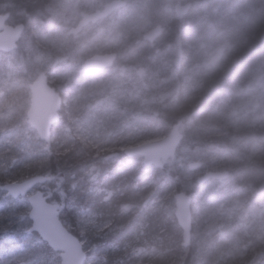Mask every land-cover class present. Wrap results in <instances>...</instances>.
Returning a JSON list of instances; mask_svg holds the SVG:
<instances>
[{
  "label": "trees",
  "instance_id": "trees-1",
  "mask_svg": "<svg viewBox=\"0 0 264 264\" xmlns=\"http://www.w3.org/2000/svg\"><path fill=\"white\" fill-rule=\"evenodd\" d=\"M107 1L0 0L12 23L25 24L17 47L0 51V264L10 247L3 220L30 207L25 195L9 196L2 186L34 176L43 177L37 186L60 204L59 217L80 238L82 212L110 207L112 230L94 246L84 242L85 264H132L131 250L112 263L103 259L141 222L145 200L158 205L154 221L168 235L136 264H264V0H198L181 12L177 0H130L70 33L83 10ZM158 23L164 30L150 42L145 33ZM106 36L122 41L106 47ZM109 50L122 61L98 71L112 76L107 107L82 102L68 112L63 104L47 149L28 122L30 84L45 75L69 99L75 79L94 72L81 69L84 59ZM98 120L103 135L88 140L85 130ZM178 122L184 137L163 167L124 153L122 145L162 138ZM60 133L66 147L57 146ZM195 160L202 170L230 175L200 184L189 169ZM179 191L193 198L189 246L175 213ZM38 247L28 255L51 250L46 241Z\"/></svg>",
  "mask_w": 264,
  "mask_h": 264
},
{
  "label": "water",
  "instance_id": "water-1",
  "mask_svg": "<svg viewBox=\"0 0 264 264\" xmlns=\"http://www.w3.org/2000/svg\"><path fill=\"white\" fill-rule=\"evenodd\" d=\"M130 0H109L101 8L83 11L78 23L71 28L72 34L79 33L83 27L90 23L107 18L115 11L126 6ZM186 6L181 0L177 2L176 10L180 12ZM23 22H9V14L0 11V51L10 52L16 48L24 31ZM164 30V25L158 23L145 33V38L154 42ZM118 53L116 51L98 52L87 57L82 63L84 71L104 70L113 66ZM31 104L27 116L29 124L35 128L40 137L46 142V148L52 146V126L58 122L62 108V96L57 89L42 75L30 84ZM184 137L181 123L171 126L169 133L161 139L146 141L125 148L128 156L141 155L145 166L156 165L163 167L165 161L174 157ZM202 166L201 161H191L189 169L198 171ZM230 171L207 169L198 175L200 184H205L211 179H225ZM43 177H28L21 181H10L2 186L7 195L17 197L29 194V217L31 219L30 231H36L54 249L60 251L61 264H84L87 252L81 239L70 231L59 217L60 204L49 200V196L41 188L34 191L37 182ZM176 217L183 230L184 245L192 242L193 214L191 195L179 191L174 194Z\"/></svg>",
  "mask_w": 264,
  "mask_h": 264
},
{
  "label": "rangeland",
  "instance_id": "rangeland-1",
  "mask_svg": "<svg viewBox=\"0 0 264 264\" xmlns=\"http://www.w3.org/2000/svg\"><path fill=\"white\" fill-rule=\"evenodd\" d=\"M86 1L87 0H83V2ZM195 1L198 0H182L183 4L186 5L188 8L191 5V3ZM121 41L122 39H118L116 37L111 38L110 36L109 37L106 36L105 39V42L107 43L106 47L115 48V46H117V44H120ZM121 61L122 58H120L117 63ZM211 61L214 62V60ZM117 63H115L116 65L113 68H116ZM211 69H212V65L207 64V68H205L204 70H207L208 72ZM45 77L47 78V76ZM111 77L112 76L110 75V72L107 71L101 73L88 72V73L80 74V76H78V78L75 79L76 86L78 87L76 92L73 95H71L69 99L68 98L64 99L62 97V108H63V104H65L67 107L66 111L73 112L71 106L73 107L75 106L79 108L82 102H89L94 106L104 105V107H107L106 102L110 98L108 89L111 86L110 85L111 81H109ZM62 108L60 110V115ZM93 119L96 120L95 118ZM100 120L103 121V117H100ZM103 122L98 120L94 125V127H91L90 125V127L87 128V130H85V133L88 136V140H94L103 135L102 133L105 130V128L104 129L101 128V125L104 124ZM98 130L100 131L98 132ZM56 137H57V146L59 148L66 147L69 144V140L66 137H64L63 133H60ZM53 138H55V136H53ZM146 141H150V140H146ZM45 146H46V142H45ZM126 146H128V144L122 145V149H124ZM167 163H169V160L167 161ZM198 173L199 172H197V175ZM38 188H41L43 190L45 189V187L43 188L42 184L41 185L39 184L32 191ZM28 197L29 194H26L23 198L28 199ZM201 203L202 205L200 203L198 205L196 204V208H198V210H200L201 206H203V202ZM142 205H144L147 213H145L142 216L141 222L137 223L136 229L132 232V234L129 237L124 238L125 240H122L121 242L111 246L110 254H109L110 256L107 257V259L105 258L103 260H108L110 261V263H112L115 260V258L119 257L120 255L126 254L128 250L133 251V255L135 257L132 264H136L140 261L139 255L142 256L146 255V257L148 258L154 256V253L148 248L155 243H161L166 237V235H168V233L164 232L162 227H160L154 221V216L157 212L158 205H156V203L154 204L152 200H145L142 203ZM109 208L110 207L107 206L102 208H89L82 212L80 219L76 224V227L78 229V232L83 234L82 238L78 236L83 242V244L86 240H88L89 245L94 246L97 241L102 240L111 232L112 219L109 217V213H110ZM24 209L25 207L21 209L22 213L15 212L12 214V216L10 215L8 218L6 217L3 220L4 223L1 225V228L4 231V233L7 235L10 244V247L8 248V252L5 256L6 258L5 264H61L62 262L61 253L60 251L54 250L53 248H51V250L43 251L41 253H37V251H32L33 255L31 256L28 255L30 252L28 251L29 248L36 247V249L39 250L40 247H38V245L42 244V242L44 241L42 238L30 236V232H31L29 230V228L31 227V219L29 217L30 207L28 208V213L24 212ZM204 212L205 209L201 212V215ZM20 233H23V235ZM201 234H203V229H201Z\"/></svg>",
  "mask_w": 264,
  "mask_h": 264
},
{
  "label": "flooded vegetation",
  "instance_id": "flooded-vegetation-1",
  "mask_svg": "<svg viewBox=\"0 0 264 264\" xmlns=\"http://www.w3.org/2000/svg\"><path fill=\"white\" fill-rule=\"evenodd\" d=\"M109 51H112V50H109ZM103 52H108V51H103ZM117 52V51H116ZM118 53V52H117ZM94 72H98V71H103V70H93Z\"/></svg>",
  "mask_w": 264,
  "mask_h": 264
},
{
  "label": "bare ground",
  "instance_id": "bare-ground-1",
  "mask_svg": "<svg viewBox=\"0 0 264 264\" xmlns=\"http://www.w3.org/2000/svg\"><path fill=\"white\" fill-rule=\"evenodd\" d=\"M110 67H112V66H110ZM41 252H43V251H39V252H37V253H41ZM37 253H36V254H37Z\"/></svg>",
  "mask_w": 264,
  "mask_h": 264
}]
</instances>
